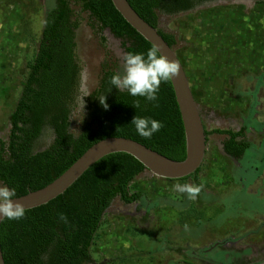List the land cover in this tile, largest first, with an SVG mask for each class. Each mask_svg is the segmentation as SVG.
Returning a JSON list of instances; mask_svg holds the SVG:
<instances>
[{
  "label": "rangeland",
  "instance_id": "rangeland-1",
  "mask_svg": "<svg viewBox=\"0 0 264 264\" xmlns=\"http://www.w3.org/2000/svg\"><path fill=\"white\" fill-rule=\"evenodd\" d=\"M55 3L0 0V138L8 137L10 116L38 48L46 12ZM72 8L80 22L76 54L81 67L80 98L71 125V131L78 134L87 113L86 97L99 84L102 62L110 55L122 74L126 51L109 29L101 32L106 37L104 45L89 13L76 2ZM159 23L177 36L174 50L186 69L206 127H238L245 123L243 110L255 102L258 126L251 127V120L248 125L256 135L264 122V0H215L190 12L161 13ZM260 138L257 135L256 142ZM53 139V129L47 128L36 149H45ZM222 139L216 134L210 137L200 174L204 189L194 199L173 187L198 188L192 178L168 181L148 170L139 174L130 191L142 192L143 198L130 205L115 198L105 212L87 264H213L208 262L211 257L199 251L225 240L228 250L244 244L254 247V253L233 264H264V175L259 177L264 163L253 162L254 149L245 162H236L221 150ZM259 144L257 157L264 152V144ZM249 166L251 172L244 173ZM242 176L256 181L248 183L247 192H241ZM0 186L4 185L0 182ZM252 188L257 193H251ZM235 205L242 211L233 209ZM188 239L197 246L195 256L192 247L186 253L177 249Z\"/></svg>",
  "mask_w": 264,
  "mask_h": 264
},
{
  "label": "trees",
  "instance_id": "trees-1",
  "mask_svg": "<svg viewBox=\"0 0 264 264\" xmlns=\"http://www.w3.org/2000/svg\"><path fill=\"white\" fill-rule=\"evenodd\" d=\"M128 1L174 48L176 35L160 28L159 15L190 12L215 0ZM72 2L89 13L104 45L106 37L101 32L109 29L122 40L126 53L146 56L154 47L131 26L112 0H56L46 12L38 48L10 116L8 137L0 138V182L14 188L16 196L53 182L87 149L106 137L131 138L178 161L187 156L185 129L172 81L161 83L157 101L130 96L110 83L111 77L119 73L118 62L110 55L102 62L98 86L86 97L87 113L81 131L78 134L71 131L81 86V67L75 52L80 22ZM104 98L107 109L100 103ZM137 103L139 107H135ZM135 115L156 119L163 126L151 138H143L131 124ZM47 128L53 129L54 139L45 149L37 150V142ZM246 131V127L213 128L206 130V134L226 135V151L240 159L251 147ZM145 170V165L129 153L109 154L86 170L63 194L25 210V216L18 221L5 218L0 224L5 263L87 264L105 212L116 197L133 203L143 196L142 192H131L130 185ZM201 171L202 166L176 180L192 178L203 190ZM60 214L67 219L61 220Z\"/></svg>",
  "mask_w": 264,
  "mask_h": 264
},
{
  "label": "water",
  "instance_id": "water-1",
  "mask_svg": "<svg viewBox=\"0 0 264 264\" xmlns=\"http://www.w3.org/2000/svg\"><path fill=\"white\" fill-rule=\"evenodd\" d=\"M112 2L131 26L151 42L154 47L170 59H175L180 65L179 75L173 77L171 81L184 124L187 156L184 160L178 161L134 139L119 136L106 137L87 149L53 182L25 195L16 196L14 199L21 202L25 206V210L46 204L63 194L93 164L112 153H129L142 162L146 170L159 178L168 180L182 179L195 173L205 160L207 150L206 128L182 61L158 29L146 21L128 0H112ZM3 220H0V224ZM0 264H6L1 242Z\"/></svg>",
  "mask_w": 264,
  "mask_h": 264
},
{
  "label": "clouds",
  "instance_id": "clouds-1",
  "mask_svg": "<svg viewBox=\"0 0 264 264\" xmlns=\"http://www.w3.org/2000/svg\"><path fill=\"white\" fill-rule=\"evenodd\" d=\"M159 53V54H158ZM123 73H117L110 79V83L119 91H127L130 96L144 97L147 101H157L162 82L173 80L178 76L180 65L175 59H170L158 48L153 47L145 56L144 53L128 52L123 57ZM101 105L107 109L108 104L100 99ZM139 107V103L135 105ZM131 124L143 138H151L163 126L162 122L150 117L134 116ZM174 189L180 193H188L189 198H195L200 189L187 185L176 184ZM16 191L9 186H0V220H20L25 216V206L14 199ZM61 220H66L60 214Z\"/></svg>",
  "mask_w": 264,
  "mask_h": 264
},
{
  "label": "flooded vegetation",
  "instance_id": "flooded-vegetation-1",
  "mask_svg": "<svg viewBox=\"0 0 264 264\" xmlns=\"http://www.w3.org/2000/svg\"><path fill=\"white\" fill-rule=\"evenodd\" d=\"M198 8V7H197ZM160 26V25H159ZM161 28V27H160ZM79 30V29H78ZM77 34H78V31H77ZM176 38H177V36H176ZM77 46H78V44H77ZM175 48V47H174ZM76 54H77V48H76ZM76 57H77V55H76ZM186 70V69H185ZM263 78H264V76H263ZM263 82H264V79L262 80ZM260 83V82H259ZM192 87V86H191ZM255 90H256V88L253 90V92H252V95H253V97L256 95V94H254L255 93ZM257 109H259V107H258V105L254 102V106L252 107V108H248V110H243V114L244 115H246V116H244V121H245V123L243 122L241 125H239L238 127H236V126H234V125H231V126H229L228 128H221V129H229V128H233L234 130H240V129H242L243 127H246L247 128V131H246V136H247V140L250 142V144H251V147L246 151V153L243 155V157H241L240 159H237V158H235V157H233V156H231L227 151H226V149H225V142L227 141V139H228V137L226 136V135H221V136H223V139H222V141H221V143H220V148H221V150L223 151V153L226 155V156H228V157H230V158H232L233 160H235L236 162H245V156L247 155V153L250 151V150H252V149H254L255 150V155H256V157H255V159L253 160V162L255 161V160H257L258 159V162L259 163H264V152L262 153V155H261V157H257V152H258V144H259V146L261 145L262 146V144H264V122L261 124H259V125H262L263 127L260 129L259 128V131H258V133L255 135V132L253 131V129L251 130V132H250V127H249V125H248V121H252V125H251V127H254L255 128V126H258L257 125V113H255V111L257 110ZM234 110V109H233ZM204 121V120H203ZM204 124H205V122H204ZM205 128H206V130H211V129H208L207 127H206V125H205ZM215 128H219V127H215ZM213 129V128H212ZM253 131V132H252ZM211 135H214V134H211ZM211 135H209V136H207V146H208V143H209V141H210V137H211ZM216 135H220V134H216ZM257 135H259L261 138H260V140L258 141V142H256V139H255V137L257 138ZM262 143V144H261ZM260 148V147H259ZM207 153H208V149L206 150V156H205V158L207 157ZM204 162H205V160H204ZM204 162H203V164H204ZM203 164H202V166H203ZM250 169V166L249 167H246V168H244L243 169V172L244 173H250L251 171L249 170ZM255 169V168H254ZM257 172H259V171H256L255 173H257ZM261 173L259 174V177H261V175L263 176L264 175V169H262L261 171H260ZM252 173L253 174H255L253 171H252ZM252 174V175H253ZM244 176H242L241 178H243ZM244 178H253L252 176L251 177H244ZM243 178V189L241 190V192L242 191H248V185L249 184H254L256 181H252V180H248V179H244ZM166 180H168V179H166ZM194 180V179H193ZM168 181H171V180H168ZM249 182H251V183H249ZM249 183V184H248ZM200 191H201V189H200ZM248 193H250V192H248ZM251 193H257V191L254 189V188H252L251 189ZM263 193V192H262ZM117 198V197H116ZM143 198V196L140 198V199H138L137 201H134L133 203H136V202H138L139 200H141ZM115 200V199H114ZM113 200V201H114ZM121 200V199H120ZM122 201V200H121ZM123 202V201H122ZM123 203H125V202H123ZM133 203H125V205H130V204H133ZM113 204V203H112ZM112 204H111V206H112ZM110 206V207H111ZM109 207V208H110ZM108 208V209H109ZM233 209H236L237 211H239V212H241L242 211V208H241V206L240 207H237V205H235L234 207H233ZM193 232V231H192ZM195 235H193V236H191V237H194ZM192 240L193 239H191L190 241H189V239H188V241H189V243H186L185 244V246H182V245H178L177 246V249L178 250H182L183 252L184 251H188V248L189 247H192V248H194V250H192V254L195 256V255H197V246L195 245V244H193L192 243ZM228 242L229 241H226L225 240V242L224 241H217V242H215V243H213V244H210L209 246H207L203 251H199L204 257H211V258H209L210 259V261H208V262H211V263H213L214 264V262H216L215 264H233V263H237L240 259H242V258H244V257H246V256H248L249 254H250V252H252V253H254V247H252V245H250V244H244V245H241V248L239 247H237L236 249H225L224 247H226V245L228 244ZM248 248H250V250H248ZM248 250V251H247ZM184 253H186V252H184ZM222 258V259H221Z\"/></svg>",
  "mask_w": 264,
  "mask_h": 264
}]
</instances>
